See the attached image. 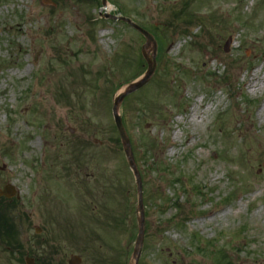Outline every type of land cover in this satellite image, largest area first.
<instances>
[{
	"label": "rangeland",
	"instance_id": "obj_1",
	"mask_svg": "<svg viewBox=\"0 0 264 264\" xmlns=\"http://www.w3.org/2000/svg\"><path fill=\"white\" fill-rule=\"evenodd\" d=\"M110 1L108 13L88 0H0V190L19 195L7 202L25 254L134 264L137 188L112 108L146 70L145 40L106 13L162 34L156 75L120 109L133 145L154 139L151 156L172 174L135 151L147 214L139 264H217L221 250L232 264H264V0ZM185 3L182 21H193L164 28ZM0 264L25 263L0 249Z\"/></svg>",
	"mask_w": 264,
	"mask_h": 264
},
{
	"label": "water",
	"instance_id": "obj_2",
	"mask_svg": "<svg viewBox=\"0 0 264 264\" xmlns=\"http://www.w3.org/2000/svg\"><path fill=\"white\" fill-rule=\"evenodd\" d=\"M45 3H50L49 0H44ZM102 4L104 7H107V0H102ZM112 19L123 21L129 24L134 30H136L139 34H141L145 39V45L141 49L142 56L144 60L147 62L148 69L144 75L140 78L136 79L135 81L125 85L115 96L114 104H113V117L115 126L119 133V137L123 146V150L125 156L128 160L129 166L134 174L137 184L138 190V207H137V222H138V235L135 243V249L133 252V260L135 264H138L139 258L142 251V246L144 243L145 238V230H146V215H145V208L143 202V184L140 172L137 168L135 156L131 144L130 137L127 134L125 129L122 116L120 114V108L126 98L129 96L137 93L141 89H143L154 77L156 70H157V42L154 36L137 25L136 23L132 22L130 19L120 18V17H112ZM230 46V42L226 44L225 51L228 52V48ZM74 133L73 130L70 131ZM16 196V190L13 186L8 185L2 191H0V197H6L7 199H12ZM39 233V232H38ZM81 259L74 257L70 261V264H80ZM27 264H33L32 260H27Z\"/></svg>",
	"mask_w": 264,
	"mask_h": 264
},
{
	"label": "trees",
	"instance_id": "obj_3",
	"mask_svg": "<svg viewBox=\"0 0 264 264\" xmlns=\"http://www.w3.org/2000/svg\"><path fill=\"white\" fill-rule=\"evenodd\" d=\"M94 1H97V3H96L97 6L100 5L98 0H89V3H93ZM187 7H188V4L185 3L183 5V10L181 12L173 11L172 18L168 19L167 23L164 25V28L166 26H168V27H174L177 29H182L181 28L182 25L188 26L190 24V22L193 21V18H195V17L194 16H188L189 17L188 20L182 21L183 15H185V13H187V10H188ZM214 20H215V16H212V21H214ZM247 20H248L247 18L242 17V18L238 19L237 22L241 23V24L245 25V27H247V24H249V22H246ZM157 36H159V35L157 34ZM92 37H93V35H92ZM160 37H162V34H161V36H159V39H158L159 42H161ZM115 59L117 61V62H115V64L117 65V67L119 69L125 68V67H127V65L130 64L129 57H127L126 54L119 52L116 54ZM141 63L143 64L142 61H141ZM108 72L110 75L107 77L108 79L110 77H114V75L116 73L115 70L112 68H110L108 70ZM133 78H135V76ZM68 99H69V97H68ZM163 111H164V109H162L161 106H159L157 109V112L161 113ZM143 141H144L143 158H142V156H140L139 151H137L136 146L134 147V150H136V155L139 157L140 161H142L143 164H145V166L148 168H149L150 163L152 162V165L154 167H156V171H155L156 173L165 172L166 169L163 168L164 164L162 162L157 161L153 156L151 157V153L154 151V149L156 148V145H157L155 140H153L150 137H145V138H143ZM115 144L118 147V149L121 151V145H120V141L118 138L115 139ZM199 195H200V193H199ZM164 204H165V202H163L162 206ZM159 208H161V206H159ZM121 218H122V215L120 216L119 221L121 223H123ZM117 219H118V217L114 218L115 221ZM119 225H121V224H117V226H119ZM195 239H196V241L199 240L197 237H195ZM197 242H199V241H197ZM205 244H208L207 252L210 251V249L212 248V244L211 243H205ZM0 249L3 252L8 253V254H12V255L19 254V256H20L19 261L21 263L24 262L23 261V257L25 256L24 247H23L22 243L19 241V234H18V230H17L16 225H15L14 217L12 216V212L10 210V205H9V203H7L4 200H0ZM197 250H198V253L200 255L205 254V251L203 249H201L200 246L197 247ZM211 256H212V253H211ZM217 256L219 257V263H217V264H232L233 263V258L225 250L219 251L217 253Z\"/></svg>",
	"mask_w": 264,
	"mask_h": 264
},
{
	"label": "bare ground",
	"instance_id": "obj_4",
	"mask_svg": "<svg viewBox=\"0 0 264 264\" xmlns=\"http://www.w3.org/2000/svg\"><path fill=\"white\" fill-rule=\"evenodd\" d=\"M114 10H115L114 7H112L110 5H108L107 8H106L107 12H113Z\"/></svg>",
	"mask_w": 264,
	"mask_h": 264
},
{
	"label": "flooded vegetation",
	"instance_id": "obj_5",
	"mask_svg": "<svg viewBox=\"0 0 264 264\" xmlns=\"http://www.w3.org/2000/svg\"><path fill=\"white\" fill-rule=\"evenodd\" d=\"M42 264H46V261L42 262Z\"/></svg>",
	"mask_w": 264,
	"mask_h": 264
}]
</instances>
